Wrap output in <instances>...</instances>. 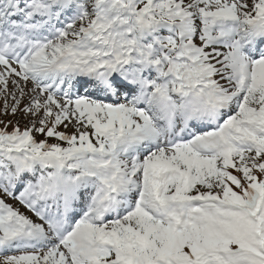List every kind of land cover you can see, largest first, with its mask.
<instances>
[{
  "label": "snow or ice",
  "instance_id": "6c2138e0",
  "mask_svg": "<svg viewBox=\"0 0 264 264\" xmlns=\"http://www.w3.org/2000/svg\"><path fill=\"white\" fill-rule=\"evenodd\" d=\"M0 100V264H264V0H0Z\"/></svg>",
  "mask_w": 264,
  "mask_h": 264
},
{
  "label": "rangeland",
  "instance_id": "374dc122",
  "mask_svg": "<svg viewBox=\"0 0 264 264\" xmlns=\"http://www.w3.org/2000/svg\"><path fill=\"white\" fill-rule=\"evenodd\" d=\"M2 111H3V106L0 105V120L3 119L4 121H12V122H15L16 120L19 119V120L21 121V124H20L21 128L24 127L25 121H23L20 117H13V116H11V115H9V116H4V115H2ZM0 127H3V125L0 124ZM9 130H11V129H9ZM60 130H61V131H65V129H63V128H61ZM67 131L71 132V129H68ZM39 138H41V137L38 136V139H39ZM49 142H50V143H55L54 140H51V141H49ZM234 174H235V173H234ZM10 202H11V201H10Z\"/></svg>",
  "mask_w": 264,
  "mask_h": 264
}]
</instances>
